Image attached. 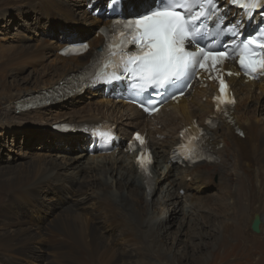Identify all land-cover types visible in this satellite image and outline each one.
Segmentation results:
<instances>
[{
  "label": "bare ground",
  "instance_id": "1",
  "mask_svg": "<svg viewBox=\"0 0 264 264\" xmlns=\"http://www.w3.org/2000/svg\"><path fill=\"white\" fill-rule=\"evenodd\" d=\"M18 1L24 2L33 11L38 5L46 2L51 6L58 5L56 3L58 0ZM101 2L97 1V3ZM151 4H153L152 0H117L113 7H108L102 20L94 17L92 21L99 20L104 23L103 26H107L111 21L108 12L123 14L125 7L132 6L133 9H138V13H143L151 9ZM231 6L236 11L234 14V10L231 11L233 14L230 18L231 29L225 32L224 25L228 20L224 18L219 20L220 25L212 32L215 38L234 35L235 41L239 37H245L249 26L259 22L258 14L264 12V7H255L250 8L245 15L244 8L233 3ZM213 7H218V11L211 14L210 20L222 12L219 4ZM236 25L238 27H235ZM254 29L256 30L257 27ZM78 32L80 31L77 28H73L65 34L87 33L86 31ZM88 35L89 33L86 36ZM230 41L227 40L226 44ZM86 42L90 50L81 57L56 56L55 66L51 68L53 78L45 80L38 89L47 91L69 75L72 77L79 71L89 69L90 73L94 74L96 68L89 62L94 51L102 47L104 38L102 33L97 32ZM68 45L69 43L64 40H59L55 42V47L52 46L54 49H62ZM96 75V82L91 87L93 92L90 90L87 93L102 89L105 96L100 100H104L106 106L92 109L90 106L92 103H87L84 107L86 110L81 112L82 116L78 113L76 120L69 119L67 116L71 114L68 112H73L75 109L72 110L65 105L59 106L54 114H51V105L46 110L22 113L24 110H18L17 104L22 99H26L28 90L19 91L16 94L7 93L0 99V119L5 121L31 118L43 120L44 115H50L54 116V121L59 124L72 120L70 124L80 126L78 132L85 137L91 150L87 152L89 155L86 159L87 164L82 167L83 171L89 175V180L86 182L74 179L76 174L62 177L66 168L55 163H43L32 168L28 174L16 177V182L13 184L9 183L5 174H0V187H5L4 182L7 181L8 187L12 188L7 203H3L4 209L0 205V264H19L14 256L24 257L29 242L36 241L42 236V241H48L47 252L52 255L45 260L47 264H149L147 259L150 255L160 252L156 244V229L159 226L166 228L164 220L162 218L158 220L162 205L173 207L174 219H178L176 214H179L181 221L187 215H193L192 221H195L198 229L202 228V224H208L204 219L207 208H203L200 199L205 196L202 195L201 188L209 180V176L217 179V190L224 191L228 196L230 207L228 212L238 207L242 213L246 210V206L250 208L251 217L247 224L250 234L245 230V239L255 241L257 248L260 249L261 244H264V124L251 114L249 105L264 113V78L250 82L242 77L234 63L225 62L223 67L217 66L211 72L199 74L198 80L193 82L192 87L183 97L163 106L152 117H146L121 99L124 96L122 90L125 86L124 78L106 81L98 73ZM220 80L230 86L235 98L236 105L231 110L230 122L225 121L214 110L213 97L217 95ZM35 97L45 101L40 94H36ZM75 98L76 96H73L70 103H74ZM112 98L116 102L111 103ZM8 112L12 115L8 116ZM81 123L82 125H78ZM196 128L202 129L205 133V145L215 157L210 162L189 166L186 162L180 161L179 146L182 143L181 139L188 137L189 133H193ZM238 131H241L242 137L238 135ZM129 135L131 137L125 144L119 143L120 139L128 138ZM136 136L144 140L146 151L153 156V175L149 183L139 172L135 161L137 152H134L133 145L136 143ZM113 145L115 147L107 155L105 152ZM76 168L78 167L75 165L72 169ZM50 180H53V183L60 181L69 186L75 183L76 189L73 194L75 201L64 209V213L62 211V216L61 213L60 216H55L56 218L43 230L42 235L40 232L19 226L22 225L19 223L21 220L13 219L10 213L15 199H21V196L32 198L34 194L30 189L41 182ZM162 185L166 186L165 189L161 187ZM86 191H92V195L87 197ZM181 192L183 196H180ZM156 193L158 196L154 201ZM238 196L246 197V199L238 203L236 201ZM244 200H247V205H243ZM150 201L151 208H148ZM87 205H90L92 209L90 212L86 209ZM167 208L166 212L169 210ZM255 217L260 221L258 234L250 230ZM229 223H232L230 215L226 224ZM105 224L108 225V231L105 229ZM107 232L109 234H105ZM234 233H237L236 237L240 236L238 229H235ZM198 236L201 237V233H197L196 238Z\"/></svg>",
  "mask_w": 264,
  "mask_h": 264
},
{
  "label": "rangeland",
  "instance_id": "2",
  "mask_svg": "<svg viewBox=\"0 0 264 264\" xmlns=\"http://www.w3.org/2000/svg\"><path fill=\"white\" fill-rule=\"evenodd\" d=\"M97 1L58 0L56 6H51L46 2L38 5L33 11L22 1L0 0V99L7 93L16 94L19 91L28 90L26 98H29V96L33 97L45 91L39 90L38 87L45 80L53 78L52 69L56 63V56H59V51L63 49H54L55 42L64 40L69 45L86 42L88 38L104 27V23L99 20H102V17L108 11L109 4L115 0H100L101 3H97ZM152 1L151 9L155 0ZM220 8L223 10L222 18L228 20L230 24V18L236 11L227 0L220 3ZM232 10H234L233 14H231ZM138 12V9L129 6L123 9L122 16L131 17L142 14V12ZM260 14L257 16L259 20L257 25L262 21ZM94 17L99 20L93 22ZM108 17H111L109 12ZM73 28H77L80 32L86 31L89 35L86 36L87 33L84 35L65 34ZM248 32H250V29ZM92 89L90 90L93 92ZM90 90L85 91L82 95H77L74 103H70L71 97L65 101L55 103L57 105H51V114H54L59 106L65 105V107H71L72 110L75 109L73 112H68L71 114L67 116H69V119L76 120V115L86 110L84 107L87 103H92L90 105L92 109L106 106L104 100H100L105 96L102 89L94 90V93H87ZM110 102L113 103L116 100L112 98ZM49 107L36 108L30 111L46 110ZM71 109L67 110L71 111ZM249 110L260 123L264 124L263 112L261 113L252 105H249ZM25 112L28 113L29 111H23L22 113ZM7 115L11 116L12 114L8 112ZM80 116H82V113ZM42 119L31 118L8 121L0 119V174H5V178L9 180L10 184H13L16 182V177L28 174L32 168L43 165V163H55L66 168L62 177H65V175L70 177L72 174H76L74 179H79V182L88 181L89 175L83 171L82 167L87 164L86 159L89 156L87 152L91 150L85 137L78 132L80 126L70 124L73 122L72 120L59 124V122L54 121V116L50 115H44ZM78 125H82V123ZM130 137L131 135L128 138L120 139L119 143L125 144ZM114 147L113 145L105 153L109 155ZM86 148H88L87 151ZM209 152L211 153V151ZM75 165L78 168L72 169ZM152 175L153 171L150 174V180ZM209 180L205 181L206 183L201 188L202 195L205 196L200 199L203 208H207L204 219L208 224H202V228L198 229L195 221H192L193 215H187L181 221L179 214H176L178 219H174L173 207L162 205L158 213V220L162 218L166 228L159 226L156 229V244H158L160 252H154L153 256L150 255L147 259L149 264H258V262L264 264V244H261L259 249L255 241L245 239V230L249 231L247 224L251 217L250 208L246 206V210L242 213L238 207L228 212V209H230L228 196L224 191L217 190L216 178L209 176ZM44 182L30 189L34 194L32 198L21 196V199H15L13 210L10 213L13 219L18 220L19 218L21 220L19 223H22V225L19 226L40 232L42 235L48 224L57 215L60 216V213L62 216L64 209L73 204L75 201L73 194H75L74 190L76 189L75 183L69 186L62 184L60 181H54V183L53 180ZM4 183L6 185L3 187L4 189L0 187V205L3 206L2 209H4V204L7 203L8 197L12 193V188L8 187V182ZM164 185L161 187H164ZM141 187L145 189L142 185ZM85 194L89 197L92 195V191H86ZM179 194L183 196L182 192ZM157 196L156 193L153 198L154 201ZM242 199H246V197L238 196L236 201L241 203ZM151 204L150 201L147 207L151 208ZM245 204L247 205V200H244L243 205ZM89 207L90 205H87L86 209L90 212L92 209ZM61 208L63 209L61 210ZM166 208L169 209L167 212ZM229 215L232 218V223L226 224ZM105 227L108 231V225L105 224ZM235 229L239 230V237L235 236L237 234L234 233ZM197 233H201L202 236L196 238ZM248 234L250 233L248 232ZM42 237L29 242L24 257L14 256V259L19 264H47L45 260L51 258L52 255L46 250L48 241H42ZM223 243L228 244L224 245ZM201 245L203 246L201 247Z\"/></svg>",
  "mask_w": 264,
  "mask_h": 264
},
{
  "label": "snow or ice",
  "instance_id": "3",
  "mask_svg": "<svg viewBox=\"0 0 264 264\" xmlns=\"http://www.w3.org/2000/svg\"><path fill=\"white\" fill-rule=\"evenodd\" d=\"M230 2L244 8L245 15L250 8L264 7V0ZM217 4L218 0H160V4L155 8L123 22L125 31L120 35L130 37L137 51L128 53L127 59H122L121 64L115 66L117 71L109 74L111 79H119L127 74L129 78L137 80V86L141 91L149 86L162 89L186 78L196 64L204 68L208 60L219 62L226 59L230 53L224 51L213 53L201 48L199 54H194L185 50L186 41L189 44L192 41L198 43L199 39L204 38V21L218 11V7H213ZM261 35L264 36V33ZM253 43V39L249 38L243 44V51L240 54L241 67L246 72L249 69L254 73L264 72V40L255 41L261 48L259 52L255 49L249 52ZM200 56L203 60L199 59ZM121 67L122 72L118 71ZM225 91L226 85L221 80L222 96ZM145 111L151 109L145 107ZM136 139L140 141L141 138L137 136Z\"/></svg>",
  "mask_w": 264,
  "mask_h": 264
},
{
  "label": "clouds",
  "instance_id": "4",
  "mask_svg": "<svg viewBox=\"0 0 264 264\" xmlns=\"http://www.w3.org/2000/svg\"><path fill=\"white\" fill-rule=\"evenodd\" d=\"M248 30H249V28L246 30V32L249 34L250 32H248ZM247 35V34H246ZM85 92V91H84ZM241 132V131H240ZM206 146V145H205ZM207 148V147H206ZM207 150H208V148H207ZM208 153H209V155H210V157L212 158L211 160H203V161H199V162H197L196 164H198V163H202V162H210V161H212V160H214V155H212L209 151H208ZM179 154V159H180V161L181 162H186L189 166H192V165H196V164H191V163H189V162H187L186 160H184L183 158H181V155H180V153H178ZM151 155V154H150ZM152 156V155H151ZM136 157H137V154H136ZM135 161H136V159H135ZM137 163V162H136ZM153 164H154V160H153V156H152V162H150V165H149V167H148V169H144V171L138 166V164H137V166H138V169H139V172L141 173V175L143 176V178L146 180V182H150V174H151V172H152V167H153Z\"/></svg>",
  "mask_w": 264,
  "mask_h": 264
},
{
  "label": "water",
  "instance_id": "5",
  "mask_svg": "<svg viewBox=\"0 0 264 264\" xmlns=\"http://www.w3.org/2000/svg\"><path fill=\"white\" fill-rule=\"evenodd\" d=\"M24 111H30V110H24ZM259 225H260V221L258 220L257 217H255L251 223V231L255 234H258L259 233Z\"/></svg>",
  "mask_w": 264,
  "mask_h": 264
}]
</instances>
